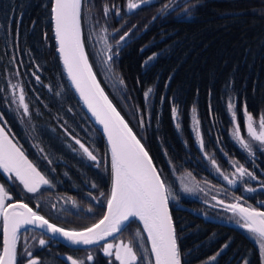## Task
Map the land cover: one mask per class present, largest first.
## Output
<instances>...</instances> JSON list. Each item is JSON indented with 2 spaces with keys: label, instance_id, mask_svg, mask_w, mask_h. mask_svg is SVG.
Segmentation results:
<instances>
[{
  "label": "trees",
  "instance_id": "trees-1",
  "mask_svg": "<svg viewBox=\"0 0 264 264\" xmlns=\"http://www.w3.org/2000/svg\"><path fill=\"white\" fill-rule=\"evenodd\" d=\"M126 2L83 0L82 36L97 79L149 152L173 195L178 197V200L170 198V206L184 264H206L212 256H216L212 264H244L245 260L249 264H262L260 250L245 229L222 226L205 217L230 221L225 217L231 211L212 200L213 196L226 204L239 203L264 211V206L258 205V202H264V188L259 186L257 192L245 195L241 188H227L214 178L205 168L195 145L191 122L195 108L207 141V152L219 161L227 155L248 167L245 154L231 137L233 124L226 104L229 98L236 104L242 131L245 128L242 112L245 103L254 117L264 113V0H160L135 13H124L119 20L115 16L112 21L108 18L109 31L121 29L112 37L114 42L129 29L132 33L126 45L119 48L118 57H113L109 66L111 76L105 77L99 72L87 44L84 13L89 10L96 18L106 21L104 5L122 7ZM51 4L52 0H0V22L12 21L13 29L19 22L18 37L0 29V113L6 121L1 125L28 160L52 181L53 187L50 190L43 188L35 195L26 193L18 181L9 179L2 170L0 185L13 197L9 202L28 203L41 215V212L52 214L54 202L51 199L54 197H71L84 215L74 212L75 207L66 211L77 214L80 219L75 221L82 222L81 226L75 228L54 221L66 229L80 230L100 219L106 210L105 198L100 193L107 195L110 191V159L104 138L71 90L56 54ZM165 4L174 10L170 14L166 10L165 16L163 12L158 14ZM194 4L198 7L193 8ZM185 8L189 11L185 12ZM154 16L157 17L155 20ZM133 25L136 26L134 29ZM112 48L113 52L117 50V46ZM154 53L157 55L150 66L143 67V61ZM15 71L24 82L36 147L30 143L13 110L7 78ZM36 75L40 77L39 82ZM149 87L153 92L146 102L144 92ZM173 105L179 107V129L172 116ZM62 126L98 153L101 158L99 168L82 157ZM40 148L44 149L43 154ZM44 154L53 161L51 165L44 159ZM262 160L259 167L262 173L258 175L264 181V155ZM184 172L213 188L214 194L207 197L210 202L183 194L177 177ZM93 183L97 187L93 188ZM212 201L215 207L209 206ZM179 205L190 211L179 209ZM87 206L93 207L97 214L93 217L85 214ZM137 229H141L138 222L118 237L132 240ZM30 232L40 236V232L31 229L21 237ZM43 238L49 244L33 255L40 264H65L61 254L89 251L71 250L50 238ZM144 241L148 249L146 239ZM225 244L228 247L225 248ZM98 256V264H110L111 257L100 253ZM22 257L20 242L18 259ZM23 264H26V258ZM84 264L89 261L84 260ZM112 264L116 262L113 260Z\"/></svg>",
  "mask_w": 264,
  "mask_h": 264
},
{
  "label": "snow or ice",
  "instance_id": "snow-or-ice-1",
  "mask_svg": "<svg viewBox=\"0 0 264 264\" xmlns=\"http://www.w3.org/2000/svg\"><path fill=\"white\" fill-rule=\"evenodd\" d=\"M152 3L153 0H135V2L127 0L126 11L133 13L145 6H151ZM192 7L195 8L198 5L194 4ZM113 8L115 14L119 16L120 9L116 8L115 5H113ZM81 9L82 0H53L50 19L54 22V34L58 44L57 51L63 61L67 76L96 122L103 126V131L107 136L110 152L111 187L107 195L104 192L100 193V196L105 198L106 210L103 212L102 217L90 226L80 230L65 229L50 222L38 211H34L28 203L9 202L13 200V197L0 185V218H2L3 224L0 264H23L24 258H26V264H40L39 259L33 256L31 249L27 246L24 248L23 257L18 259L21 232L22 229L27 230L29 226L41 230L38 239V244L41 247L49 243L48 240L43 238L44 235H48L50 239L60 236L73 246L98 245L105 255L114 256L115 261L119 264H184L178 243L177 228L170 210V198L171 200H178V197L173 195L172 188L154 166L141 140L136 137L124 117L113 106L97 82L84 51L81 32ZM163 9H168L169 14L174 10V8L170 9L169 4L163 5ZM103 11L105 17H107L110 9L107 5H104ZM188 11L189 9L185 8V12ZM156 18L154 16L153 20ZM12 23V21L0 22V29H5L8 35L14 33L18 37L19 22L16 23L15 29H13ZM33 24H35V21ZM135 27L133 25V29ZM102 31L107 32V28L102 29ZM115 31L118 32L119 29ZM131 33L132 29H129L119 36V39L116 40L117 50L115 52L112 51V45L106 42V52L108 53L106 63L111 62L114 56L118 57L119 48L126 45ZM143 50L141 49V51ZM156 55L154 53L149 56L143 61L142 66L149 67L150 62L155 59ZM35 78L39 82L40 77L36 75ZM152 92L151 87L144 92L146 102ZM12 102L16 103L15 97ZM18 108L23 109V116L30 117L31 113L29 105L25 102L23 89L20 90L18 97ZM226 108L231 113L233 138L238 142L240 148L247 152L249 156H252L257 150L254 148L253 142H258V150L264 152V113L254 117L248 111L245 103L242 112L245 131L250 138L246 140L241 134L236 104L231 98L228 99ZM171 110L173 119L177 122L176 127L179 129L178 105H173ZM192 112L195 125L193 130L198 148L203 152L204 157L210 161L216 173L231 186H236L241 181L247 184L248 180H256L255 173L246 169L239 162H232V167L235 170L232 176L236 178H230L229 175L221 171L217 160L210 157L204 150L203 136L198 127L199 120L195 115L196 109L193 108ZM257 119L259 132L257 131ZM0 124H6L3 113H0ZM140 124L143 127V118H141ZM65 133L74 140L76 145H79L82 157H86L96 167H100L97 155L88 146L73 136L67 128H65ZM40 152L43 154L44 149L40 148ZM44 159L50 165L53 163L47 154H44ZM0 170L7 174L9 179L14 182L18 181L26 193L35 195L41 191L42 187L49 190L53 187L52 181L28 160L20 147L9 139L8 132L5 131L3 126H0ZM188 175L191 176V173H188ZM92 187L95 188L97 185L93 183ZM261 187L264 188V184ZM245 190L248 192L255 191L251 187H246ZM183 191L193 193L196 189L185 187ZM66 199L73 206H76V201L71 197ZM212 200L217 201V204L223 206L226 210L239 214L242 220L240 226L258 242L262 264H264V211L242 207L239 203L225 204L223 200H217L216 196H213ZM209 206L215 207L216 205ZM37 207H39V204H37ZM51 207L56 210L57 205L52 204ZM87 211L91 213L92 209L88 208ZM137 222L142 224V229H137L134 233L135 240L140 242L138 246L143 249L140 254L137 253V244L133 240L120 241L115 244L108 242L109 237L115 239L117 234L128 231L130 226ZM142 233H146V239L150 242V249L144 248L142 241L145 237ZM33 239H36V237L33 236ZM25 245H27L26 239ZM224 247L226 248L228 245L225 244ZM149 252L150 256L147 255ZM216 255L218 256L219 253ZM66 259L70 264H84V261L74 259L72 256H67ZM87 260L92 261L93 256L89 254ZM215 260L216 256H212L206 264H211ZM244 264H249V262L245 260Z\"/></svg>",
  "mask_w": 264,
  "mask_h": 264
},
{
  "label": "rangeland",
  "instance_id": "rangeland-1",
  "mask_svg": "<svg viewBox=\"0 0 264 264\" xmlns=\"http://www.w3.org/2000/svg\"><path fill=\"white\" fill-rule=\"evenodd\" d=\"M159 1L160 0H153L152 5L154 3H158ZM179 1L180 0H175V2H179ZM133 2H135V0H133ZM108 7L110 9V12H109V15L106 17L107 18L106 21H101V19L96 18L95 16L92 15V13L89 10L84 13L85 14V24H86V28L88 30V31L85 30L87 44L91 48V51H92V54L94 56L96 65H97V67L99 69V72L103 76H105V77H110L111 74H112L111 71H110V69H109L110 68L109 66L111 65L112 61L109 62V63H106L105 62L106 61V56L108 55V53L106 52V42H107V44H111L112 47H115L116 46V41L114 42V39L112 37H114L115 34H118L121 29H119L118 32H116L115 30L114 31H109L108 29H107V32H104V31H102V29L108 28V24H107L108 23V20H109L108 18H111L110 21H112V19L115 18V17H116L117 20H119V19H121V16L124 13L125 14H132V13H128L126 11V4H125V6H122V7H120V6L119 7L118 6L116 7V8H119L120 9V15L119 16H117L115 14V9L113 8V6H109L108 5ZM138 10H140V9H138ZM138 10H136L135 12H137ZM166 10H168V9H163L162 8V9H160L158 11V14H161L163 12L164 13V16H165L166 13H167ZM135 12H133V13H135ZM113 49L114 48H112V51H113ZM114 80L116 81L118 79L117 78H114ZM7 84H8V89H9V95H10V98H11V102L13 101L14 97L16 99V103H13L12 102L13 110L17 114V117H18V120H19L20 124L22 125L23 129L27 133V137H28L30 143L33 144V146L36 147L35 141H34V139L32 137L33 125H32V122H31V115H30V117L23 116V109L22 108H18V97H19V94H20V90L21 89H23V92H24V95H25V89H24L23 79L20 76V74L17 71H15L11 75H8ZM25 102L27 103L26 95H25ZM29 111H30V108H29ZM30 113H31V111H30ZM195 115H196V118L198 119V116H197L196 113H195ZM192 117H193V115H192ZM256 123H257V131L259 132L258 119H257ZM194 127H195V125H194V122H193V119H192V122H191V131H192V134H193V137H194V140H195V145L198 148V143H197V140H196V135H195V132L193 130ZM198 127H199V131L202 133V136H203L204 145H205V149L204 150L207 152V150H206V148H207V143L206 142L207 141L204 138L203 128L201 127L200 121H199ZM63 129H64V132H65V128L64 127H63ZM232 132H233V128H232V131H231V137H232L233 142L235 143V145L240 149V151H242L245 154V159H246V163H247L248 167L246 165L242 164L240 161H237V160L231 158L230 156L225 155V158L223 159V161H219V160H217L213 156V154L208 153V152L207 153L209 154L210 157H213V158H215L217 160V164L220 166L221 171L224 172L225 174L229 175L230 178H236V177H233L232 176V173L235 171L234 168L232 167V162L235 161V162H239V164H242L249 171L254 172L255 175H256V177H257L256 180H248L247 181V184H245L243 181H241L236 186L228 185L227 182L224 181L222 179V177L219 174L216 173L215 169L211 166L210 161L204 157L203 152H201L200 150L199 151H200V153L202 155V160L205 163V168L207 169V171L214 178H216L218 181H220L227 188H230V189L232 188L233 190H237L238 188H241L243 190V194H245V195H251V194H253V193H255V192H257L259 190V186H261L260 184H263L264 183V181L262 180L263 177L261 178V176L259 177V175H258V174L262 173V170L259 167H260V163L263 162L262 155H264V152H261V151L258 150V142H253V146L257 150L255 151V154L254 155L249 156L247 152H245L244 150H242L240 148L238 142L233 138ZM241 134L244 136V138L246 140H249L250 139L247 136V133L245 131V128H244L243 131L241 130ZM65 135H66V133H65ZM66 136H68V135H66ZM68 137L75 144L74 140L70 136H68ZM76 138H78V137H76ZM81 142L84 143L82 140H81ZM75 146H76L77 151L81 154L80 149H79V145H76L75 144ZM86 146H88V145H86ZM88 147L90 148V150H92L94 152L95 155H97V157H98V159L100 161V165H101V158L99 157L98 153L93 148H91L90 146H88ZM88 161L94 167H96L93 164V162H91L90 160H88ZM96 168H99V167H96ZM177 180L179 182L180 188H181V190H182V192H183L184 195H186L188 197L201 198L203 200H207L208 202H210L207 197H210V195H213L214 192L212 190L213 188L211 189L210 187H207V185H205V182H200V181L196 180L192 176H189L188 173H186V172L180 174L177 177ZM185 187L195 188L196 191L193 192V193H185L183 191V189ZM246 187H251V188L255 189V191L248 192V191L245 190ZM201 189H202V191H201ZM205 194H206V196H205ZM204 196L206 198H203ZM211 203H213V201ZM258 205L264 206V202H258ZM75 208H74L75 209L74 212H76V213L79 212L82 215L81 211H79L80 208L77 207V205L75 206ZM88 208H91L92 209V212L91 213H89L87 211ZM59 209H60V207L58 208V210ZM87 209L84 212H85V214H89L90 217H93V216H95L97 214V212L94 211L93 207L87 206ZM228 214H229L228 217L226 216L225 219L226 220H230L229 222H231V221L232 222H238L239 221V223H242L241 222L242 221L241 218H239L237 216V214H234V213H231V212L228 213ZM56 217H57V220L59 222L60 221L61 222H65L66 224L71 225L70 227L77 228V227L81 226V223H82V222L79 223V222L75 221L77 219H80L77 216V214H73V215H70V216H68L67 214H65V215L64 214H60V215H58ZM0 222H1V218H0ZM72 223H73V225H72ZM239 223H237V224H239ZM33 236H35L36 239H33ZM39 238H40V236L37 235V234H35V233H33V232H30V233H27V234L23 235L21 237L22 240L20 241L21 242V250H22V252H24V248H25V246H27V247H29L31 249V251H32V253L34 255L35 251L38 250L41 247L38 244V239ZM25 239L27 241V245H25ZM132 240H133L134 243L137 244V249L136 250H137V253L140 254L143 251V249H141L138 246L140 242L136 241L135 238H133ZM253 240L256 242V244H257V246L259 248L258 242L254 238H253ZM120 241L128 242L129 240L126 241L122 237L121 238L117 237L116 239L112 240L111 243L115 244V243H118ZM142 243L144 245V248L147 249V246L145 244L144 239H143ZM147 255H149V253H147ZM111 258L115 261L114 256H112ZM212 263L213 262H211V264ZM118 264H119V262H118Z\"/></svg>",
  "mask_w": 264,
  "mask_h": 264
},
{
  "label": "water",
  "instance_id": "water-1",
  "mask_svg": "<svg viewBox=\"0 0 264 264\" xmlns=\"http://www.w3.org/2000/svg\"><path fill=\"white\" fill-rule=\"evenodd\" d=\"M52 2H53V0H52ZM82 3H83V0H82ZM81 11H82V9H81ZM52 31H53V36H54V41H55V46H56V54L58 55V57H59V60H60V64H61V67H62V69H63V72H64V74H65V76H66V79H67V82H68V84H69V86H70V88H71V90L73 91V93L75 94V96L77 97V99H78V101L80 102V104H81V107L83 108V110L88 114V116L91 118V120L93 121V124L95 125V127L99 130V132L101 133V135H102V137L104 138V140H105V143H106V145H107V148H108V152H109V145H108V141H107V136H106V134L104 133V131H103V126L102 125H100L99 123H97L96 122V120H95V118L92 116V114H91V112L87 109V107H86V105H84V103H83V101L80 99V96H79V94L76 92V90H75V88H74V86L71 84V82H70V80H69V78H68V76H67V72H66V70L64 69V66H63V61H62V59H61V57H60V54H59V52L57 51V49H58V44H57V41H56V39H55V34H54V22L52 21ZM81 32H82V28H81ZM82 39H83V36H82ZM83 42H84V40H83ZM84 51H85V54L87 55V52H86V49H85V45H84ZM88 57V56H87ZM88 62H89V64H90V61H89V59H88ZM91 65V64H90ZM92 67V66H91ZM92 71H93V69H92ZM93 73H94V71H93ZM94 75H95V73H94ZM95 77H96V75H95ZM96 80H97V82L99 83V85H100V87H101V89H103V87H102V85L100 84V82H99V80L97 79V77H96ZM103 91H104V93H105V95H107L106 94V92H105V90L103 89ZM108 96V95H107ZM109 98V97H108ZM109 100H110V98H109ZM111 101V100H110ZM112 102V101H111ZM112 104H113V102H112ZM113 106L115 107V105L113 104ZM117 109V108H116ZM118 110V109H117ZM121 114V113H120ZM122 115V114H121ZM126 121V120H125ZM127 122V121H126ZM129 125V124H128ZM0 126H2L1 124H0ZM129 127H130V125H129ZM131 128V127H130ZM132 129V128H131ZM6 131V130H5ZM132 131H133V129H132ZM7 132V131H6ZM133 133L135 134V132L133 131ZM9 135V134H8ZM136 135V134H135ZM136 137L138 138V136L136 135ZM9 139H11L12 140V138L9 136ZM139 139V138H138ZM12 142L13 143H15L13 140H12ZM142 143V142H141ZM143 144V143H142ZM145 147V146H144ZM146 149V148H145ZM146 151H147V149H146ZM149 153V152H148ZM149 156H150V154H149ZM151 157V156H150ZM109 159H110V152H109ZM152 159V158H151ZM153 161V160H152ZM153 164H154V166L156 167V165H155V163H154V161H153ZM157 168V167H156ZM158 170V169H157ZM159 171V170H158ZM14 202H16V201H14ZM19 202H23V201H19ZM25 203V202H24ZM226 204V203H225ZM242 206V205H241ZM29 207H31L30 205H29ZM242 207H246V206H242ZM178 208L179 209H187L186 207H184V206H182V205H179L178 206ZM247 208V207H246ZM34 210V209H33ZM170 210H171V206H170ZM187 210H189V209H187ZM35 211V210H34ZM190 211V210H189ZM230 211V210H229ZM261 211V210H260ZM238 214V213H237ZM239 215V214H238ZM46 218V217H45ZM2 219V218H1ZM48 219V218H47ZM205 219L206 220H209V221H211V222H214V223H216V224H219V225H222V226H231V227H240V228H242L241 226H240V224H237V223H233V222H229V221H225V220H216V219H211V218H209V217H205ZM50 222H52V221H50ZM53 223V222H52ZM139 223V222H138ZM57 225V224H56ZM139 225L141 226V229H142V224H140L139 223ZM59 226V225H58ZM61 227V226H60ZM64 228V227H63ZM35 230V231H38V232H40L41 230H39V229H34V228H31L30 226L27 228V230H23L22 229V232H21V234L22 233H24V232H26V231H28V230ZM66 229V228H65ZM244 229V228H243ZM121 233H119V234H117L116 235V238L120 235ZM144 234V236H145V239H146V233H143ZM45 237H47V238H49V236L48 235H44ZM52 240H54L56 243H58V244H61V245H64L66 248H69V249H73V250H83V249H90V248H94V247H97L98 245H93V246H73V245H71V244H69L64 238H62V237H60V236H56V237H52L51 238ZM112 240H114L112 237H109L108 238V242H111ZM146 241H147V239H146ZM2 242H3V224H2ZM103 243V242H102ZM147 244H148V249H150V242H148L147 241ZM0 251H2V248H1V250ZM150 253V252H149ZM66 257L67 256H65V257H63L62 259H63V261L64 262H66V264H70V262L69 261H67V259H66Z\"/></svg>",
  "mask_w": 264,
  "mask_h": 264
},
{
  "label": "flooded vegetation",
  "instance_id": "flooded-vegetation-1",
  "mask_svg": "<svg viewBox=\"0 0 264 264\" xmlns=\"http://www.w3.org/2000/svg\"><path fill=\"white\" fill-rule=\"evenodd\" d=\"M43 189V187H42ZM38 194V193H37ZM67 197H60V196H57V197H54L53 199H51V201L54 202V204L57 205V208L56 210H53L51 208V211H52V214H47L45 212H41L43 216H45L46 218H48L50 221H53L54 223H56L54 220L58 221L57 220V217L58 215L60 214H67L68 216L71 215L70 211H66V209L68 208H74L75 206H73V204L68 201L66 199ZM51 204V203H50ZM77 205V204H76ZM60 207V209L58 210V208ZM41 210V209H40ZM238 216V215H237ZM240 217V216H238ZM52 219V220H51ZM242 222V221H241ZM238 223V222H237ZM49 244V243H48ZM73 250V249H71ZM83 250H89V251H82V252H79V253H63L61 254V259L65 256H72L74 259H77V260H86L87 261V256L89 254H91L93 256V260L92 261H89V264H98L99 262V256H98V253L102 254L103 256H107L103 253L102 249L97 246V247H94V248H90V249H83ZM91 250H94V251H91ZM91 251V252H90ZM109 257V256H108ZM63 260V259H62ZM112 259L110 260V264H112ZM64 262V261H63ZM117 264L118 262L115 261ZM66 264V262H64Z\"/></svg>",
  "mask_w": 264,
  "mask_h": 264
}]
</instances>
